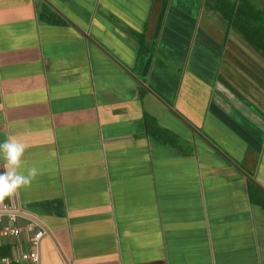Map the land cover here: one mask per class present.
Here are the masks:
<instances>
[{"label": "crops", "instance_id": "obj_1", "mask_svg": "<svg viewBox=\"0 0 264 264\" xmlns=\"http://www.w3.org/2000/svg\"><path fill=\"white\" fill-rule=\"evenodd\" d=\"M237 2L0 0V143L39 173L0 208L39 264H264V53L233 22L264 8Z\"/></svg>", "mask_w": 264, "mask_h": 264}, {"label": "clouds", "instance_id": "obj_2", "mask_svg": "<svg viewBox=\"0 0 264 264\" xmlns=\"http://www.w3.org/2000/svg\"><path fill=\"white\" fill-rule=\"evenodd\" d=\"M27 147L25 143L11 137L0 143V153L6 160L5 171L0 172V203L5 198L14 197L18 189L28 186L39 174L36 167L28 169L27 174L18 171Z\"/></svg>", "mask_w": 264, "mask_h": 264}, {"label": "built area", "instance_id": "obj_3", "mask_svg": "<svg viewBox=\"0 0 264 264\" xmlns=\"http://www.w3.org/2000/svg\"><path fill=\"white\" fill-rule=\"evenodd\" d=\"M10 204L4 203L0 208V235L18 236L23 229L28 232L30 247L22 249L16 255H1L0 263L10 264L21 260H28L32 264L40 263L39 242L43 234L40 227H35L33 221H28L24 228L18 222V215Z\"/></svg>", "mask_w": 264, "mask_h": 264}, {"label": "trees", "instance_id": "obj_4", "mask_svg": "<svg viewBox=\"0 0 264 264\" xmlns=\"http://www.w3.org/2000/svg\"><path fill=\"white\" fill-rule=\"evenodd\" d=\"M218 2H219V5H222L221 3H225V0H217V4H218ZM238 8H239V5L237 6V8L235 10L236 12L234 11L235 15H234V13H232L234 15L233 22L238 23V27L241 29V31L245 30L244 31L245 36H247V38L264 53V32L259 31V33L262 35H255L254 32L257 31L260 26L252 24L251 20L242 19V16H240V15L242 14L243 10H239ZM236 13H237V16H236ZM249 31H251V32H249ZM248 33H250L251 35ZM257 189H258V187H257ZM256 199H257V201H261V204L264 205V193L263 192L262 193L260 192V194L258 195V198H256ZM7 247L9 248L10 246H7ZM1 254H9V251H3V252H1ZM10 264H17V263L13 262Z\"/></svg>", "mask_w": 264, "mask_h": 264}, {"label": "rangeland", "instance_id": "obj_5", "mask_svg": "<svg viewBox=\"0 0 264 264\" xmlns=\"http://www.w3.org/2000/svg\"><path fill=\"white\" fill-rule=\"evenodd\" d=\"M237 1H238L239 4H240L242 0H237ZM248 1H251L252 3H255V2H256V0H248ZM238 2H237V3H238ZM257 2H258V4H259L260 6H262V8H264V0H257ZM234 3H235V2H234ZM240 6H241V4H240ZM239 8H240V7H239ZM239 10H240V9H239ZM243 10H244V9H243ZM252 11H253V10H252ZM254 11H255V9H254ZM254 11H253V12H254ZM255 13H256V11H255ZM255 13H254V14H255ZM261 19H262V21H259V22L262 24V23H264V14H262V18H261Z\"/></svg>", "mask_w": 264, "mask_h": 264}]
</instances>
